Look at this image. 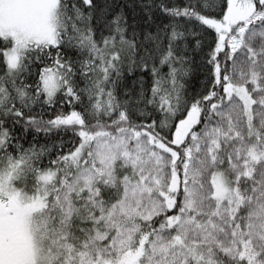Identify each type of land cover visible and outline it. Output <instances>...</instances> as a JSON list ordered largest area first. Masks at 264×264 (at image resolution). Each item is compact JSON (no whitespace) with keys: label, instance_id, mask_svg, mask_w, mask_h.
I'll use <instances>...</instances> for the list:
<instances>
[{"label":"snow or ice","instance_id":"snow-or-ice-1","mask_svg":"<svg viewBox=\"0 0 264 264\" xmlns=\"http://www.w3.org/2000/svg\"><path fill=\"white\" fill-rule=\"evenodd\" d=\"M0 264H264V0H0Z\"/></svg>","mask_w":264,"mask_h":264}]
</instances>
